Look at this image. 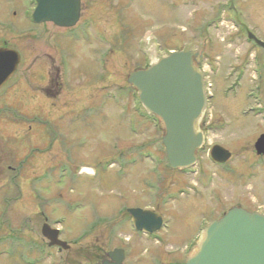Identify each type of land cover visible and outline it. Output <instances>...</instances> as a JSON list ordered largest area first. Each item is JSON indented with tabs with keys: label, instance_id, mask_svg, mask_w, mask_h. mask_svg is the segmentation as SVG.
<instances>
[{
	"label": "rangeland",
	"instance_id": "obj_1",
	"mask_svg": "<svg viewBox=\"0 0 264 264\" xmlns=\"http://www.w3.org/2000/svg\"><path fill=\"white\" fill-rule=\"evenodd\" d=\"M80 1V18L64 29L57 52L51 39L61 30L47 24L26 35L35 32L33 0H0V45L21 55L18 73L0 89V264L38 256L41 264H94L118 238L124 264H160L152 237L121 223L128 208L157 204L156 183L159 197L178 194L160 207L172 212L162 250L196 238L231 207L264 213V168L236 183L204 157L190 170H169L162 125L126 82L128 72L172 50L199 52L200 15H189L187 0ZM40 63L61 67L58 97L41 94ZM44 222L59 228L68 250L47 246Z\"/></svg>",
	"mask_w": 264,
	"mask_h": 264
},
{
	"label": "flooded vegetation",
	"instance_id": "obj_2",
	"mask_svg": "<svg viewBox=\"0 0 264 264\" xmlns=\"http://www.w3.org/2000/svg\"><path fill=\"white\" fill-rule=\"evenodd\" d=\"M34 6L35 0L29 12L28 22L33 26L30 28H35V32L30 29L26 35L30 39L37 33V27L43 29L45 25L50 24L61 30L55 34L54 40L51 39L54 49L59 52L62 49L63 31L70 28L60 27L52 22H33L31 13ZM187 8L189 15H200V50L199 52L195 50V63L203 74L206 93V106L200 124L203 144L197 151V160L198 157L208 159L216 166L218 175L230 177L228 179L231 183H236L238 177L243 175L252 179L253 170L264 168V151H262L264 150V0H187ZM188 20V25L195 21V19ZM42 29L40 36L44 35ZM221 33L223 35L219 37ZM70 35L68 34L67 38ZM0 47L6 46L0 45ZM16 51L19 53V62L14 73L0 89L13 79L21 66V55L18 50ZM60 63L62 64L61 61ZM37 69L39 70L36 73L44 81L41 94L58 97L62 88L61 67L54 66L53 63L43 67L40 63L37 64ZM218 135L219 140L209 142L211 137ZM259 139L262 140L260 146H258ZM213 145L220 147V158L227 155L225 160L219 162L211 160ZM153 191H155L153 201L157 204L136 206V208H149L157 212L161 216L162 227L150 234L136 232L146 237L151 236L153 242L159 245L153 257L160 264H180L181 260L185 264L186 257L196 245V238L189 242L185 240L182 245L168 250L161 249L166 245L165 240H168L167 231L170 228L172 212L166 215V210L160 207L165 208L168 202H174L176 199L174 190L159 197L160 186L157 183L153 185ZM121 223L122 227L125 225L127 227L128 224L133 229L131 215L127 210L125 219ZM116 230L113 229L112 234ZM161 231L163 235H160ZM124 239L118 238V245L112 246L108 251L122 248V243H126L122 241ZM52 248L62 251L58 247ZM42 251L41 248L34 253L40 254ZM108 251L103 252L94 264H101L106 259L110 261L106 254ZM126 256L127 252L124 250L123 264ZM42 259L43 257H38L40 264Z\"/></svg>",
	"mask_w": 264,
	"mask_h": 264
},
{
	"label": "water",
	"instance_id": "obj_3",
	"mask_svg": "<svg viewBox=\"0 0 264 264\" xmlns=\"http://www.w3.org/2000/svg\"><path fill=\"white\" fill-rule=\"evenodd\" d=\"M35 3L31 14L35 23L72 27L80 16V0H35ZM195 56L194 50H174L126 76L144 111L156 116L162 124L161 143L171 169L193 166L196 151L203 144L200 124L206 97L203 74ZM18 62L16 50L0 47V87L14 73ZM219 153L220 147L213 145L212 160L227 158V155L220 158ZM128 212L135 230L152 233L162 226L161 216L149 208H129ZM40 232L49 246L69 247L59 239V230L48 223L42 224ZM106 254L110 261L106 259L101 264H123L122 249L114 248ZM185 264H264V214L231 207L204 227Z\"/></svg>",
	"mask_w": 264,
	"mask_h": 264
},
{
	"label": "bare ground",
	"instance_id": "obj_4",
	"mask_svg": "<svg viewBox=\"0 0 264 264\" xmlns=\"http://www.w3.org/2000/svg\"><path fill=\"white\" fill-rule=\"evenodd\" d=\"M84 171V170H83Z\"/></svg>",
	"mask_w": 264,
	"mask_h": 264
}]
</instances>
